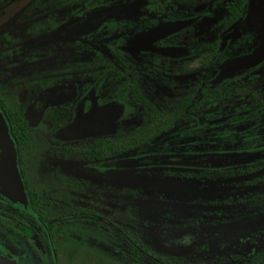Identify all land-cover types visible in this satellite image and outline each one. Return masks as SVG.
Instances as JSON below:
<instances>
[{"label":"flooded vegetation","instance_id":"1","mask_svg":"<svg viewBox=\"0 0 264 264\" xmlns=\"http://www.w3.org/2000/svg\"><path fill=\"white\" fill-rule=\"evenodd\" d=\"M259 5L264 0H0V113L18 114V122L2 116L22 191L15 203L1 194L10 179L0 173V257L264 264V233L221 212L236 196L248 201L256 182L264 194V43L239 42L238 34ZM125 7L127 18L65 35L95 12ZM16 34L35 44L11 43ZM255 50L252 64L237 62ZM103 108L109 134H57L77 114ZM159 114L163 121H154ZM211 152L260 156L198 168ZM158 157L169 164L159 166ZM120 160L136 165L109 168ZM239 167L259 171L217 173Z\"/></svg>","mask_w":264,"mask_h":264},{"label":"rangeland","instance_id":"2","mask_svg":"<svg viewBox=\"0 0 264 264\" xmlns=\"http://www.w3.org/2000/svg\"><path fill=\"white\" fill-rule=\"evenodd\" d=\"M125 7L123 10H118L114 14H106L101 17V14L107 10L98 11L95 12L90 19H87V21L83 24L78 25L75 29L72 30H66L65 35H74V34H80L86 30H89L93 26L96 25V23L103 18L107 17H115L117 18H127L130 14V9H127ZM133 10V8H131ZM136 9V8H135ZM109 10H116L114 9H108ZM111 11V12H114ZM122 15V16H121ZM126 15V16H123ZM120 16V17H119ZM10 28V26H9ZM11 29V28H10ZM1 30V29H0ZM16 28H13V33L16 32ZM159 30L149 31L147 32V36L151 35L154 36ZM2 34V33H1ZM238 34L242 37V40L239 42H245L246 39H250L251 41H246L248 44L253 41L255 43L261 44V46L264 43V5H259L256 8H250L245 16L243 26L238 29ZM14 39L10 40L11 43H24L27 42L28 45H34L35 39L33 40H27L26 38H21L20 34H16V36L13 37ZM250 43V44H251ZM148 44V43H145ZM144 45V44H143ZM247 47V45H246ZM248 48V47H247ZM258 51L255 50L251 54H247L241 57L239 62L243 66H247L249 64H252L254 62V59L258 56ZM108 108L103 109H90L88 112V115L86 117H82L79 114L76 115L74 120H72L71 123L65 124L63 127L60 128L58 131V135L68 140L70 136H83L85 135H92V136H99V135H106L109 134L107 129V119L109 117H106V112ZM110 132V131H109ZM213 147V146H212ZM216 148H205L206 151H212ZM259 154H248V158L246 161H244L245 156H236L233 154H206L198 159V168H204V169H222L227 167H233L237 166L243 163H250V162H256L259 159ZM251 158V159H250ZM159 166L162 165H168V161L164 157H158L154 159ZM136 165V163L133 161H127V160H120L115 161L112 163V165L109 168H117L126 170L129 168H133ZM184 164L183 166H185ZM191 168L196 169L197 167L191 166Z\"/></svg>","mask_w":264,"mask_h":264},{"label":"trees","instance_id":"3","mask_svg":"<svg viewBox=\"0 0 264 264\" xmlns=\"http://www.w3.org/2000/svg\"><path fill=\"white\" fill-rule=\"evenodd\" d=\"M2 115L4 116V118L6 119L7 123H10L11 121H16L18 122V114H16L15 112H10L8 111L7 113L5 112V110H2ZM157 119H155L154 121H163V114H159V115H155ZM152 123L151 120H149L150 124ZM147 124V127H148ZM158 130V129H157ZM156 130V131H157ZM13 136V134H12ZM15 137V136H14ZM16 138V137H15ZM16 141L18 142V139L16 138ZM126 147V146H125ZM110 148V146H109ZM249 170H256L259 171V168L256 167H239V168H235V169H228V171L226 172H217V173H245L248 172ZM257 181H259V179H257ZM257 183V187L256 190H253L252 193L250 194V199L248 201H250V208L247 207L246 202H248L247 200H245V196L243 194L236 196V200L235 203L233 205V208H227L228 204H226L223 208H221V212L225 211V214H229L230 211L234 214V216L239 219V220H246L249 221V230H251V232L253 233H264V208L261 207V203L264 200V194L261 195V191H260V185L259 182ZM254 183V184H256ZM226 207V208H225ZM248 209H250V212L248 211ZM246 230H248L246 228Z\"/></svg>","mask_w":264,"mask_h":264},{"label":"water","instance_id":"4","mask_svg":"<svg viewBox=\"0 0 264 264\" xmlns=\"http://www.w3.org/2000/svg\"><path fill=\"white\" fill-rule=\"evenodd\" d=\"M0 173H4L10 180L1 184V194L12 200H17L21 191L16 164L15 146L8 134L7 124L0 113ZM22 192V191H21ZM0 264H16L13 261L0 257Z\"/></svg>","mask_w":264,"mask_h":264}]
</instances>
